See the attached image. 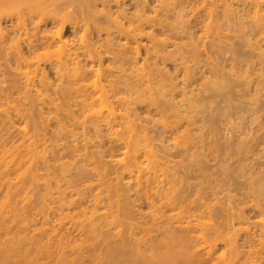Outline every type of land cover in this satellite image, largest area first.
I'll list each match as a JSON object with an SVG mask.
<instances>
[{
    "label": "bare ground",
    "instance_id": "obj_1",
    "mask_svg": "<svg viewBox=\"0 0 264 264\" xmlns=\"http://www.w3.org/2000/svg\"><path fill=\"white\" fill-rule=\"evenodd\" d=\"M147 1L0 0V32L5 26L12 27V30H10L11 27L5 28L6 31L3 30L6 34L8 28L12 33L13 27L16 28L17 31L21 28L20 33L23 31L22 29L27 31V25L30 23L26 24V20V23L22 20L24 25L20 27V25L23 24L20 22V19H28L31 22L29 27L35 30L34 38L32 37L33 33L30 34L32 37L30 38L27 34L28 32L23 31L26 33L25 38L26 35H28V38L31 39H28V42H26L27 44L23 42V44L25 43L26 45L24 46L25 49L23 48L24 50L17 47L18 45L22 47V45L18 43L20 40L18 42L16 41L19 39V35L17 36L18 39H14L15 35L13 33H16V30L12 33L14 36V38H12L14 39L13 42H17L18 45L15 43L13 44H15L18 49H14L15 51L13 50L14 52L12 55L10 54V56H7L4 55L6 50L3 52V49L0 48L2 50V52H0L3 54V56H0L3 58L5 57L3 60H6L7 56V60L12 63V65H9L8 62L5 61L9 66L4 63V66L8 67L5 74L7 76L10 74L8 77L6 76V79L10 77V80L12 78L11 76L15 69L17 73L14 71L13 74L19 77H13L10 80L11 82L8 87L14 90L11 93L14 92L16 94L15 91L19 92L20 101L22 98L20 93L24 94L25 98L26 96L28 97L26 101L28 99L29 101H33L35 97L38 99V94L36 95V93L39 92L38 88L40 90L43 89L42 91L45 90L44 94L41 92L44 95L43 97H46V91L48 92V89L52 88L51 93L49 92V96H51L52 93L54 95L56 94V96L58 94V98L61 102L50 104L55 98L51 96L50 99H48V95L45 99L40 96V98L43 99L42 102L38 100L40 103L39 107L43 103H46L44 106H47V110L43 108L46 113L49 108L54 110V108H57V106L61 104V108L58 107V110H54L55 113H57V111L59 112L57 115L58 117L55 116V119L56 117L58 119H56L57 123L55 122V125L53 122V126L57 125L53 130L52 127H49L52 123L48 120L49 117H47L50 115L49 113L52 112L48 111L46 115L47 118L45 117L46 113H43L46 120H48L47 124H49V122L51 123L50 125H46L48 127L47 130L42 128L44 126H41L46 120L42 119L44 122L42 121L43 123L40 125L42 108L36 107V101H33L36 102L35 104L31 102L33 106L26 111V107H23L24 110L19 108V101L16 105L10 103L9 105L12 104L11 106H15V109H17L15 110L8 106L10 110H15V112L10 111L11 114L14 112L15 114L13 113V115L17 116L15 120L20 118L22 121L18 120V125V122L13 120L17 126L15 128H13L15 124L13 121L11 122L14 126L10 128H12L15 133H13L14 135L10 133L13 130H9L10 128H8L9 134H12V136H9L6 127H9V118L11 119L12 115H9L8 108L6 109L7 111L4 109L7 107L8 101L5 99L6 103H3L0 99V102L2 101L1 105L4 107L1 106V111L3 109V111H6L4 113L0 111V120L3 118L1 117L2 115L6 118V120L3 119L5 120L4 122H6L3 123L5 129L0 127V129L3 128L2 131L5 130V133L0 130V264H206L207 261H209V264H216V262L219 264L218 262L220 261H222V264H264V253L262 252L264 250L260 251V253L262 252L263 254L259 253V250L263 247L264 239L262 240L258 237L263 235L262 238H264V232L263 234L260 232V230L264 231V213L259 220L258 218L256 219L258 220V224L262 226L261 228L259 227L260 230L258 228L259 232H257L259 234H246L242 238L237 236L232 237V233L226 230V228L229 229V224L230 226L236 225L238 226L236 227L238 229L236 231H238L240 235L243 231L242 225H246L248 222L246 219L249 217L245 218V211L247 210H242V206L240 208L238 203V211L234 208L236 205H233V212L228 210L224 213L229 215L226 216V219L232 215V218L235 217L237 221L235 219L232 220L230 217V221L228 219V222H224L222 217H225V215L221 216V213L224 212L225 209L224 207H220L219 204L220 209H224L221 210L220 213L219 207L213 206L215 209H212V206L206 204V202L203 203L206 204L204 205V208H206L204 209L205 211L202 210V207L201 210L198 209L195 205L200 200L193 198L196 201V203H194V207L196 208L192 205L191 207L194 208L195 212H198L195 213L188 205L192 204V199L188 201L183 200V197H187V195L184 196L182 192L178 193L181 189L179 190L176 188L177 181L175 182L176 179H172V176L179 175L177 173L173 175H170L172 173H167L171 168L177 169L172 167L173 160L171 162L172 164L170 163L171 166L168 165L171 158L169 157L168 159V157H166L170 153L168 152L170 150H164L167 144L163 147V140L157 137L155 140L157 133H159V135L161 133L162 135L160 136L162 138L163 132L165 133L168 131L169 133L170 130L176 132L173 131V128L176 130L178 128L179 135H174V133L171 132L174 135L172 136V134L166 133L171 140L169 143L170 148L172 149L173 147V149H176L178 148V144L179 147L180 145L182 147L183 144L184 147L186 146V148H188L189 144H192L193 141L191 137L189 138L190 130L195 128L193 127L189 130V127L187 128L186 126V124L189 125L188 121H190L191 117L195 118L198 116L195 115L196 113H199L200 116L195 119H199L201 115L203 118L205 106L208 107L212 105L215 107L219 105L217 100L214 101L212 99H210V101H212V103L214 101V103L207 104L209 94L207 91L211 90V93L216 94L213 97V94L210 95L213 99L215 96L222 94V96L226 98L230 96L228 93H225V88H228L227 85L224 86L225 82L222 83L221 80L220 82L217 81L220 77L219 75L222 74L221 68L218 69V67L224 66L226 61L222 62L224 65H221L222 57H219V63H215L218 62L217 59L216 61L212 59L213 57L210 58L211 56H204L203 58L202 54L204 53L205 55L208 49L212 52L211 50H214L216 46V49L211 53L214 54L222 41H224V44L225 42L228 43L229 39H231V32L234 31L232 30L234 27L230 24L232 29L228 28L230 26H228L229 21L226 19L224 20L225 22L222 21L223 17H220L222 15L221 13H219L220 16H218L217 13V16L220 17L219 20L221 19L220 21L218 20V17L215 15L219 8H215V11L214 7L210 6L212 5V0L196 1L198 3V6L195 5L198 7L197 9L193 4L188 5L190 9L191 6H193L194 11H201L203 8V14L200 12L202 18L198 16L200 13L196 15L192 10L190 16L185 17L187 13L184 8L186 7L183 8L184 5L181 6L183 0L182 3L179 4L177 1L173 0L177 2V5H175V2L173 3L175 6L171 3V6L174 7L169 15H167V12L165 13L164 10L166 11L171 8L170 6V8H168V4H170L168 2H172V0H166L167 2L165 0H153L154 3L152 2V6H149ZM220 1L222 0H219V2ZM226 1L227 0L224 2ZM235 1L236 0H233L232 2L234 3ZM237 1L240 2L239 0ZM245 1L246 0H244V2ZM249 1L252 2L253 0ZM259 1L260 2L254 0V3L256 4L257 2L258 4L264 2L263 0ZM238 2L234 4L238 6V4H240ZM222 3L223 2H221L222 6L226 4L224 7V10L227 12L226 16L230 13V15L234 17L235 13L232 14V11H229L233 5H231L229 10L228 8L230 6L227 7V5L231 4L230 1L224 4ZM249 3L245 2V5ZM252 3L251 6L250 4L248 6L246 5L247 10L245 11L248 12L247 15L245 12L244 16H238L239 18H237L239 20L243 17L242 19L244 21L241 23L243 26L246 22L244 17H248L249 15L251 20L252 16V21L254 23L249 22L248 26H250V23V28L256 25L257 28L255 29L257 31L254 28L252 29L254 32H257V34L255 32L256 36L258 34L260 35L257 36L259 38V42L257 43L258 45H264V11L262 10L264 8L262 6L261 9L259 4V6L255 7L257 10L253 12V10L249 9V7H252ZM243 5L244 4L240 6ZM129 6L132 8L130 9ZM216 6L219 7L218 5ZM240 6L238 7L239 10L241 8ZM180 7L183 8L185 14L183 10L182 12L179 11ZM207 8L209 11L205 10ZM238 8L235 7L234 9L237 10ZM242 8L240 10L241 13L243 12ZM244 9L245 8H243V10ZM258 9L260 11L262 10V14L260 12V14L256 15ZM248 10H250V13ZM220 11L223 12L222 9ZM240 11L237 12L240 13ZM251 11L254 14L250 16ZM150 13H152V15H150ZM239 13L237 15H239ZM222 16H224V14ZM14 18H16V22ZM18 18H20L19 21H17ZM34 18L37 20L35 19L34 21ZM234 20L236 23L240 21ZM247 20L249 21V19ZM1 21L4 23L2 28ZM191 21H201V24L203 23L201 26L199 22V25L202 27L201 30H199L200 27H198L197 32L191 33V31L196 28L195 26H199L197 25L198 23H194L195 25L193 28H195L191 29ZM235 21L231 22L234 24ZM18 22H20V25H18L20 28H17ZM220 22H224L226 24L225 26H228L226 29L230 34L225 33V35H220V31L222 30L220 29L222 28L220 25L224 24ZM181 23L185 25L182 24V26L180 25ZM65 24H68L67 27L72 31L73 36L71 35V38H69L70 36H66L67 34L64 35L63 33L65 32H62V28ZM47 25L49 29H46ZM225 26H223V30ZM236 28L238 27L235 26L234 29ZM246 28L248 27L244 26L243 30H241L242 32L237 31L236 33L239 32V34L241 33L240 36L244 37L245 31H247ZM70 29H67V32H70ZM252 29L246 32V35L247 33H252L250 37H247V35L246 39L251 38L254 34ZM199 31L200 33H198ZM249 31H251V33ZM243 32L244 34L242 36ZM2 33L3 32H1V34ZM20 33L18 32V34ZM195 33L198 34L195 35ZM1 34L0 36H2ZM4 34L5 33H3V35ZM226 35L227 38H224ZM257 37H252V40L255 38V42L258 41L256 40ZM9 38L11 42L12 38ZM172 38L180 39V41L171 40ZM4 39L7 40L6 38ZM246 39L244 38V40ZM1 40L3 39H0V41ZM252 40H247L248 44L245 43L246 41H243L244 46L245 44L248 46L250 44L249 41ZM4 42L7 43L8 41ZM5 43L3 44L5 45ZM257 43H255L256 46ZM197 44H200L203 48L198 47ZM252 44L253 42L250 45ZM7 45L8 44H6L5 47ZM225 45L220 47V49L226 47L224 50H228L231 47H227V44ZM8 46H10V44ZM11 46L13 47L12 44ZM205 46L207 47V51L204 48ZM209 46L210 48H208ZM212 46L213 49H211ZM259 47H256V49ZM263 47L260 48L264 51ZM7 49L10 51V47ZM230 49L228 51H230ZM232 49L234 48L232 47ZM250 49L256 51L253 46L250 47ZM219 51L218 53L221 54ZM210 52L208 51V53ZM217 54L216 56H219V54ZM229 56L230 55L227 57ZM2 57H0V59ZM233 58L231 59L236 60V58ZM237 58L239 61V56ZM232 60H230L231 64L228 70L233 67L232 63H234V61ZM242 60L243 59H241V61ZM168 61L169 63L171 62V64L173 63L174 67L169 64ZM241 61L237 64L234 63L236 66L234 65L233 71L239 68L237 66L239 63H241L240 66H243V61ZM166 62L174 68V70L169 68L173 70L172 72H174V75L165 68ZM245 62L246 60H244V64H247ZM4 66L3 73L4 70H6ZM247 66H249V63ZM225 67L227 68L226 65ZM244 68L242 69L244 70ZM46 69L49 71L52 70V73L55 75L53 79L58 81V90H56V92H53L55 90H53L54 87L52 85L55 83L57 86L56 81L53 83L50 78L45 77L44 72ZM242 69H238V72L240 71L242 73ZM246 72L247 75H245ZM45 73L47 74V72ZM217 73L219 77L216 80L217 76L215 74ZM228 73L230 72L228 71ZM244 73V77H242L243 75L239 76V78L242 77L240 80L246 77L248 78V71L244 70ZM230 74L232 75V73ZM209 75L215 76V78L210 77L212 79H209ZM235 75H237V73H235ZM235 75L233 73V76ZM1 76L0 78H3ZM261 76L262 74L258 76V79L262 81ZM176 77H178V80ZM247 78L245 81L249 82L250 79ZM255 78L257 79L256 76ZM236 79L239 80L238 76ZM2 80L3 79H1L0 83H2ZM6 82L8 84V81ZM4 87V90L8 88L5 89ZM11 89L7 92H10ZM4 90L3 92H5ZM32 91L36 96L34 94H29ZM198 93L200 97L197 95ZM224 93L226 95H224ZM194 94L197 95V98H195ZM255 95L253 97H255ZM3 96L7 98V94ZM222 96L218 102L221 100V102H225L226 98L222 99ZM175 97L179 98L175 101ZM257 98L261 100V97L259 98L258 96ZM23 99L24 97L22 101ZM46 99L48 100L44 102ZM251 99L254 101L255 98ZM250 100L249 102H251ZM11 101L13 100L10 99L9 102ZM229 101L233 102L230 100V97ZM229 101L227 103H230ZM253 101L249 104H253ZM235 102H233V104ZM256 102H258V106L260 101L257 100ZM3 104H6V107ZM47 104L49 106L54 105V107L48 108ZM228 105H232V103ZM216 108H214V111L217 112ZM252 108L254 109V106ZM59 109L62 110V112ZM22 111H24V113ZM200 112H202V114ZM186 117L190 119H186ZM52 119L55 121L54 118ZM204 119L205 118H203V120ZM181 120H185L186 122H182ZM179 122H182L181 124L185 122V127H182L183 129L185 128L184 130H180L181 128H179V126L182 125ZM7 123L9 124L5 126ZM20 123L22 125H20ZM67 126H69L70 129H67ZM195 126L197 125L195 124ZM72 127H75L77 131H79L77 132L75 128L72 129ZM200 127L204 129L201 124ZM49 128L51 130L50 132ZM197 128L193 130L201 131L202 129ZM158 129L162 132H159ZM186 129H188V131H186ZM210 129L213 130L212 127H210ZM156 130H158V132L155 135L154 132ZM180 131H185L184 134L186 133V135H181L183 132ZM152 133H154L155 136ZM248 135H250V133ZM6 136L8 140L5 138ZM8 136L12 138L9 139ZM165 136L167 138V135ZM170 136L172 137L170 138ZM201 136L202 139H204L203 135ZM158 139L159 141H157ZM187 139H190L188 141L189 144H187L188 146L186 145ZM105 141H107L108 144L104 145L103 142ZM256 143L254 144L256 145ZM107 145L108 149L105 147ZM103 146L105 151L102 150ZM212 146L210 149L214 152L215 145ZM216 147L217 144L215 148ZM182 148L177 150L179 154ZM238 148L240 149V147ZM183 150H187V152L184 153V151H181V153L188 155L189 150L184 148ZM164 151L166 154H164ZM161 152L165 156L161 154ZM104 153H106V161L103 156ZM164 157H166L165 159L167 160H164ZM102 159H104V162ZM189 160L190 159L187 161ZM200 162H198V165L201 164ZM173 166L175 167V165ZM194 166H196V163ZM167 167H170V170H168ZM184 167L186 168L184 165L182 170L185 169ZM194 170H196V168ZM205 176H207V174L205 175L204 172V177ZM253 176L252 179H254ZM168 177H171L170 180H168ZM204 177L202 176L200 179L203 181ZM263 177L259 176L256 188L255 186H252V188L254 187L256 192L258 190V193L262 192L264 195ZM173 178L179 180V177ZM257 178L256 176L255 179ZM202 181L200 182L202 183ZM254 181L255 180H252V182ZM165 182H167L166 185ZM174 184L176 186H174ZM216 187L218 189V186ZM206 188L208 187L206 186ZM210 190L213 192L215 191L214 193L217 191L215 188ZM254 190L252 189L253 195ZM177 193L179 195H177ZM180 194H182L183 197ZM140 199H144V202H146L145 205H147V211L143 213L145 215L143 218H146L142 221L139 220L141 215H137L140 214L138 212L139 210H137L139 208H136L139 204L137 200ZM142 200L140 201L142 202ZM19 202L21 206H19ZM258 202L259 201H257V203ZM199 203H201V201ZM214 203H216V200ZM220 203L222 206V201H220ZM257 203L255 204L252 202L253 205L249 204L248 208H250L251 205L252 208H250V210L253 209L260 214L262 213V210H260L261 208H259L261 204H258V206ZM210 204L212 205L211 202ZM224 204L227 205V203ZM27 207L28 210L26 209ZM244 207L246 208V204L245 206L243 205V208ZM161 208L169 209V213H164V209L162 210ZM209 208L212 209V213L214 210L215 212L217 211L220 215L215 213V217L221 216L220 218L223 220L215 217L211 218L214 214H209L211 213ZM207 209L208 215H204L203 211L206 212ZM239 209L244 212L239 211ZM250 210H248V212H250ZM253 210L251 212H253ZM35 215L41 218H38L41 222L36 219L39 225L34 222L35 220L33 221ZM48 215L53 216V218L51 216L48 218L54 219L53 224H56L57 227L53 225V228H51L52 226L50 225L51 227L49 230H46L45 227L43 230V226H46V223L49 221H47L48 218L46 217ZM136 216H139V218ZM233 221H236V224H234ZM64 222H68V229H70V226L73 229L75 228L76 231H74L77 232L76 235L78 237H74V234L69 240L71 232L69 234H66L68 230H62L64 233L60 232L59 229L60 227L61 229L63 228ZM247 225H249V222ZM27 226L29 231L24 234L22 230ZM246 226L244 230L249 228ZM220 227H225V229L222 230ZM57 230H59V232ZM233 230L235 229H232V232L236 233ZM239 230L242 231L239 232ZM175 231H181L182 234L178 232V236V233L175 234ZM184 232L185 234H183ZM65 238H68V240ZM261 240L262 242H260ZM220 242H223L222 247L218 245ZM257 242H260V245H257L258 247H256V244H259ZM178 258L179 262L177 261Z\"/></svg>",
    "mask_w": 264,
    "mask_h": 264
},
{
    "label": "rangeland",
    "instance_id": "obj_2",
    "mask_svg": "<svg viewBox=\"0 0 264 264\" xmlns=\"http://www.w3.org/2000/svg\"><path fill=\"white\" fill-rule=\"evenodd\" d=\"M147 1V0H146ZM166 1V0H165ZM167 1H171V0H167ZM166 1V2H167ZM175 1H177L178 2V4L179 3H182V0L180 1H178V0H175ZM175 1H173L172 0V2H168V3H170V4H168V8H170L169 10L167 9L166 11L164 10V12L166 13L167 12V15H169V14H171L170 12L173 10V7L175 6V5H177V2H175ZM187 1V2H186ZM183 0V4L181 5V6H183V8L184 7H186V8H184V10H185V12L187 13V15L184 13V10H183V8L182 7H180V9H179V11L180 12H182V10H183V13L185 14V17H189L190 16V14L192 13L191 12V10L192 11H194V7H196V6H198V3L196 2V1H198L199 2V0H195V2H194V0ZM211 1V0H210ZM213 2H212V5H210V6H212V7H214V9L216 8H219L220 10L222 9V11L223 12H221L219 9L216 11V9H215V11H216V15L215 16H217V13H218V16H220L219 15V13H221L222 15L224 14V16H220V17H223L222 18V21H224L225 19L226 20H228V21H226V22H228L229 24H228V26L231 24L232 25V27H234L235 28V26L236 27H238V28H236V29H232V27H231V25L228 27V26H225L226 24L224 23V22H222V23H224V24H222L221 22V24L222 25H220L222 28H220V29H222L221 31H220V35L221 34H224L225 35V33L226 34H230L229 33V31L226 29L227 27L228 28H230V29H232V30H234V31H232L231 32V39H229V44L228 43H226L225 42V44H227V47H229V46H231L229 49H230V51H228V50H224L223 48H221L220 49V47H222V46H224L225 44H224V41H222L221 43H220V45H219V47H217V50L219 51V52H221V54L220 53H218V51L216 50V53L214 52V54H211L215 49H216V46L214 47L215 49L214 50H211L212 52H210V49H208V51L210 52V53H208V51H207V47L205 46L204 48L206 49V51H207V53L204 55V53L202 54L203 56V58H204V56L206 57V56H211L210 58H212V59H220L221 57V65H224V63H222V62H225V65L227 66V68L225 67V65L224 66H221V67H218V69L219 68H221V70H222V74L221 75H219L218 73L217 74H215L217 77H216V80H217V78H218V80L217 81H219L220 82V80H221V82L222 83H224V86L225 85H227L228 86V88H225V90H226V94L228 93V95H230V96H228L227 98L226 97H223L222 95H217V96H215L214 97V99L213 98H211V94H213V93H211V90L210 91H207L206 93L208 94V98H207V104L209 105V103H212V101H210V99H212V100H214V101H216L217 100V103H219V105H217V106H215V107H213L212 105V107L211 106H208V107H210V108H208V107H206L205 106V110H203V112L205 113H203L204 114V116H203V118H205L204 120H203V118H202V115H201V117L199 118V119H195L196 117L198 118L200 115H199V113H194L195 115H198V116H196L195 118L194 117H191V119H190V121H188V123H189V125H187L186 124V126H187V128L190 130V128H193V127H195V128H193V129H196L197 127L200 129V128H202V127H200V124H201V126H203L204 127V129L202 128L201 129V131L200 130H193V129H191L190 130V135H189V138L191 137L192 139H193V141L195 140L196 141V143H195V141H194V143H193V141H192V144H189L188 143V141L190 140V139H187L186 140V145L187 144H189V147L188 148H186V146L184 147V145L182 144V147L184 148V149H188L189 150V152H188V155H185L184 153L185 152H187V150H183V148L181 147V145H180V147H179V144H178V148H176V149H173V147H172V149L170 148V145H169V143L171 142V140L169 139V137H168V134H172V133H174V135L176 134V135H179V129L177 128V130L175 129V128H173V131H176V132H172V130H170L169 131V133H168V131L167 132H163V136H162V138H161V136L160 135H162L161 133H160V135H159V133H157L158 132V130H159V132H162L160 129H158V130H156L154 133H155V135H156V133H157V136H155L154 135V133H152L154 136H155V140H156V137L157 138H160L161 140H163L162 141V145H163V147L167 144V146L169 147H167V146H165L166 147V149H165V147H164V150H170V151H168V152H170L169 153V155L170 154H173V155H171V156H166V157H168V159H169V157L171 158V160H169V161H167V162H169V164L168 165H170V163L172 162V160H173V164H172V167L173 168H177V169H172L171 168V170H175L174 172L173 171H171L168 167H167V169L168 170H170V171H168L167 173H172V174H170V175H173V174H178L179 176H177V175H174V176H172V179H176L175 180V182L177 183L176 185H177V189H181V191H179L178 193H181L182 192V194L185 196V195H187V197L185 196V197H183V195L182 194H180V195H182V197H183V200H185V201H188L189 199H192V204H188L189 206H190V208H192L193 209V211H194V208H198V209H202V210H204V209H206V208H204L205 206L204 205H206V204H209L210 206H212L211 208L213 209L215 206H217V207H219V205H220V207H224V209H220V207H219V213H220V211L221 210H224V212H222L221 214V216H224L225 215V217H222L223 219H224V222H228V219H229V221H230V217H231V219L233 220V219H235V217L234 218H232V215L229 217V218H227L226 219V216H229V215H226V214H224L225 213V211H234V208L235 209H237V208H239V206H240V208H241V206H242V210L244 209V211L245 210H247V211H245V218H248V219H246L248 222H249V225H247L248 224V222L246 223V225L244 224V225H242L241 227H242V229H243V231L242 230H239V232H241L240 233V235H239V233H238V231H236V230H238L236 227H238V226H236V225H232V226H230V224H229V229L228 228H226V230H228L229 232H231L232 233V237H235V236H237V237H244L246 234H255L256 233V235H257V233L259 232V230H260V228L262 227L260 224H258V220L261 218V216H263V213H264V195L262 194V192L260 193H258V190H257V192H256V189L254 190V187L252 188V186H255V188H256V186H257V180H259V176L260 177H263L264 176V146H263V143H264V51H263V49H261L260 47H263L264 45H258V43L257 42H259V38L256 36V34H257V30L255 29V28H257L256 27V25H254L252 28H254L256 31V34H255V32H254V30L252 29V28H250V26H251V23H250V26H248L249 25V22H253L252 20V14H254V13H252V11H251V14H250V16H251V20H250V18H249V15H248V17L247 16H245L244 18H245V21L247 22L248 20L247 19H249V21L247 22V24H246V22L243 24V26L241 25V23L244 21L242 18H240L239 20L241 21H239L238 20V18L239 17H241V16H244L245 14L247 15V13L248 12H246L245 10H247L246 9V5L248 6L249 4H250V6H251V3L253 2L254 3V0L252 1V2H250L249 0V2L246 0L245 2L246 3H249V4H246L245 5V2H244V0L242 1V0H239L240 2H238L237 0L234 2V3H236L237 4V2L238 3H240V4H238V6L236 5V4H234L231 0H227V1H230V5H227V7H229L228 8V10L231 8V5H233L232 6V8L229 10V11H232V14L233 13H235V16L239 13V12H237V11H240L241 10V8L243 7V8H245L244 10H243V8H242V13H241V11H240V13H239V15H237L236 17L234 16H232V15H230V13L226 16V14H227V12L224 10V7L226 6V4L224 5V6H222L221 5V2H223L222 4H224V3H226V2H224L223 0L222 1H220L219 2V0H216V1H214V0H212ZM242 1V2H241ZM258 2H260L259 0H257ZM264 1V0H263ZM263 1H261V2H263ZM152 2L154 3V1L153 0H148L147 1V3H148V5L149 6H152L153 4H152ZM175 2V5L173 4ZM195 4H194V3ZM215 2H216V4H215ZM244 2V3H243ZM151 3V4H150ZM174 5V6H171L172 4ZM188 3H190V4H188ZM214 3V4H213ZM244 4L243 6H240V5H242V4ZM252 3V7H249V9H251V10H253V12H254V10H257V8H255V7H257V6H259V4H260V8L262 9V6H263V8H264V2L263 3H258L257 4V2H256V4L254 3L253 4ZM185 4H186V6H185ZM193 4V6H191V9H190V6H188V5H192ZM262 4V5H261ZM196 5V6H195ZM213 5H215V6H213ZM216 5H218L219 7H217ZM236 5V6H235ZM170 6V7H169ZM241 7L240 8V10H239V8L238 7ZM253 6H254V8H253ZM130 7V6H129ZM189 7V8H188ZM200 7V6H199ZM211 7V8H212ZM227 7H226V9H227ZM238 8L237 10H235L234 8ZM132 7H130V9H131ZM193 8V9H192ZM198 7H196V9H197ZM201 8V7H200ZM206 8V7H205ZM195 9V10H196ZM233 9H234V11H233ZM190 12H189V11ZM205 10H208V8L207 9H205ZM263 11H264V9H262ZM261 10V11H262ZM188 11V12H187ZM203 11H204V9L202 8V10L201 11H194V13H196V15L197 14H199L200 12L203 14ZM209 11V10H208ZM207 11V12H208ZM218 11H220V12H218ZM249 11V13H250V10H248ZM259 9H258V11H256V12H258L256 15H258V14H260V12H261ZM164 12H163V14H164ZM198 12V13H197ZM226 12V13H225ZM246 12V13H245ZM199 14L198 16L200 17V18H202L201 16H202V14ZM245 13V14H244ZM189 14V15H188ZM242 14V15H241ZM261 14H262V12H261ZM263 14H264V12H263ZM149 15V14H148ZM150 15H152V13H150ZM45 16V15H44ZM217 16V17H218ZM239 16V17H238ZM255 16V15H254ZM253 16V17H254ZM46 17V16H45ZM220 17H218V20H219V18ZM231 17V18H230ZM238 17V18H237ZM247 17V18H246ZM19 19L20 18H18L17 19V21H19ZM35 19L36 18H34V21H35ZM171 19V18H170ZM230 19H231V21L232 22H234L235 20L234 19H236V20H238L237 22L239 23H236V21H235V23L233 24L231 21H230ZM242 19V20H241ZM14 20H15V22H16V18H14ZM21 21V23H23V24H19L20 22H18V24H17V26L18 25H20V27H23V25H24V22H25V20H26V24H28V23H30L31 24V22L28 20V19H20ZM22 20H24V22H22ZM37 20V19H36ZM221 20V19H220ZM219 20V21H220ZM200 22V24H201V21H199ZM199 22L198 21H191V23L190 24H192V27H191V29H194L195 27V29L194 30H192L191 31V29H190V31H191V33L193 32H197L198 31V27H200L199 28V30H201V26H202V24H201V26L199 25ZM194 23H198L197 25H199V26H195L194 28H193V26L195 25ZM254 23V22H253ZM30 24H28L27 25V27L29 28H27V31H25L24 29H22L23 31H25V32H28L27 34L29 35V37L30 38H32L33 36H35L34 35V32H35V30L34 29H31L29 26H30ZM185 25L184 23H181L180 25ZM219 24V23H218ZM3 25H4V23L1 21V28L3 27ZM66 25V26H65ZM64 26H63V28H62V32H65V33H63L64 35H66V36H70L69 38H71L72 36H73V34H72V31H71V29L69 28V27H67L68 26V24H65ZM182 25V26H183ZM253 25V24H252ZM223 26H225L224 27V30H225V32H224V30H223ZM244 26H246V27H248V28H246V30L247 31H245V34H244V32L242 33V36H243V34H244V37H241L240 35H241V33L239 34V32H242L241 30H243V27ZM7 27H11V26H5V28L7 29ZM19 26L17 27V28H20ZM185 27V26H184ZM5 28L3 27V30H5ZM9 28H8V32L10 31V30H12V27L10 28V30H9ZM70 29V32H67V29ZM46 29H49V26L47 25V27H46ZM65 29H66V31H65ZM197 29V30H196ZM219 29V30H220ZM229 29V30H230ZM240 29V30H239ZM249 29H252L251 31L255 34V36H254V34L252 35V37H257L256 38V40H258V41H256L255 42V38H253V40H252V37L251 38H249V39H246L247 37H250V35L252 34L251 33V31H249L251 34H249V33H247V35H246V32H248V30ZM1 31V32H3V33H5L4 35H7V36H4L3 35V33L1 34V32H0V34L4 37V38H6L7 40H5L2 36H0L1 38L0 39H3V40H1L0 41V48H2L3 49V52L6 50V52H4V55H7V56H10V54L12 55V53L16 50V49H18V48H16V46H15V44H17V42L18 43H20V45H22V47L21 46H19L18 44V46L17 47H20V48H24V46H26L25 45V43L26 42H28V35H26V38H25V32H21L20 33V31H21V28L20 29H18V31L16 30V28H14L13 27V32H15L14 30H16V33H13L14 35H15V38H14V36H13V34L11 33V31L8 33L7 32V34H6V32H4V31ZM32 30V31H31ZM196 30V31H195ZM6 31V30H5ZM69 31V30H68ZM237 31H239L238 33H236ZM18 32L20 33V34H18ZM31 32V33H30ZM11 33V34H10ZM24 33V34H23ZM33 33V34H32ZM198 33H200V31L198 32ZM198 33H195V35H197ZM10 34V35H9ZM17 34V35H16ZM30 34H32V37H31V35ZM70 34V35H69ZM239 34V35H238ZM19 35V36H18ZM20 35H22V36H20ZM72 35V36H71ZM193 35V34H192ZM19 37V39H18V37ZM194 36V35H193ZM247 36V37H246ZM260 36V35H259ZM9 37H13L15 40L16 39H18V40H16L17 42H13V38H12V41L10 42L9 40H10V38ZM17 37V38H16ZM227 38V35L226 36H224V38ZM241 37V38H240ZM9 38V39H8ZM21 38V39H20ZM34 38V37H33ZM244 38L246 39V40H244ZM222 39H223V36H222ZM227 39V40H228ZM24 40V41H23ZM27 40V41H26ZM29 40H31V39H29ZM171 40H174V41H177L178 39H171ZM184 40V39H183ZM182 40V41H183ZM226 40V41H227ZM247 40H252V41H249V43L251 44L252 42H253V44L252 45H248V46H246V44H248L247 42ZM4 41H8L7 43H5ZM180 41V39L177 41V42H179ZM243 41H246L245 43V46H244V42ZM5 43V45L6 44H10V46H8V47H10V51L7 49L8 47L6 46L5 47V45L3 44V43ZM22 42V43H21ZM23 42H25L24 44H23ZM13 43H15V44H13ZM255 43H257V46H256V44ZM11 44L13 45V47L11 46ZM27 44V43H26ZM222 44H224V45H222ZM231 44V45H230ZM238 44V45H237ZM243 44V45H242ZM254 44H255V46H254ZM260 44V43H259ZM4 45V46H3ZM1 46H3V47H5V48H3V47H1ZM197 46L198 47H200V48H203V46H201L200 44H197ZM226 46V45H225ZM254 47V49L256 50V51H252V49H250V47ZM260 46V47H259ZM232 47L234 48V49H232ZM256 47H259V48H257L256 49ZM19 48V49H20ZM208 48H210V46L208 47ZM219 48V49H218ZM264 48V47H263ZM15 49V50H14ZM21 49V50H22ZM25 49V48H24ZM23 49V50H24ZM211 49H213V46L211 47ZM14 50V51H13ZM224 52H223V51ZM0 51L2 52V50L0 49ZM205 51V52H206ZM0 52V55H2L3 56V54ZM7 52H8V54H7ZM223 52V53H222ZM226 52V53H225ZM227 52H229V53H231V54H229V53H227ZM236 52V53H235ZM219 54V56H216V54ZM140 54L142 55V53H141V51H140ZM217 54V55H218ZM228 55H230L231 56V58H236V60L238 61V56H239V58H240V60L239 61H241V59H243L241 62H242V65L243 66H240L241 65V63H239L237 66L239 67L238 69L239 70H241L242 68H244V70L245 71H248V78L250 79L249 80V82H246L245 80H246V78L245 79H243V80H240V79H242V77H244V70L242 71V73L240 74L239 72H238V69L236 70L235 68V71H237V72H235V71H233L232 69H233V67H234V65L235 64H237L238 62L234 59V60H232L231 58H230V56L229 57H227ZM234 55V56H233ZM235 55H236V57H235ZM2 56H0V57H2ZM7 56H6V60H3V59H5V57L3 58H1L0 60H3V61H0L1 63L0 64H2V65H0V76L1 77H3V78H0V82H1V79H3L2 80V83H0L1 84V88H0V99L3 101V103L5 102L6 103V101H5V99L8 101V105H7V107H6V104H3L6 108H4L1 104V102H0V107L2 106L5 110L8 108V106H10V108L12 107L11 105H9L10 103H13V105L15 104H17L18 103V101H19V103H18V105H20V106H22V107H20L19 106V108H21V110L23 109V107L25 108H27V109H25V111L26 110H28L30 107H32L33 105H32V103L31 102H33V101H36L37 102V104H36V107L37 108H42L41 110H42V112H41V117H40V125L44 122L43 120H46V118L47 117H49V121H51V123L49 122V124H47L48 122V120H46L41 126H44V127H42V128H44V129H46L47 130V126L46 125H50L49 127H52V130H53V128L54 127H56V126H53V122H54V125L57 123V121H56V119H58L57 117V115H58V112L59 111H57V113H55L54 112V110L56 109V110H58L57 108L58 107H60L61 108V104L59 105V106H57V108H54V110H52L51 108H49V107H54V105H52V106H49L48 104V108L50 109H48V111L49 112H54L53 114L52 113H49L50 115L49 116H47L46 117V115L48 114V111H47V113L45 112V109L47 110V106L45 107L44 105L46 104V103H43L42 105H43V107H42V105L39 107V105H40V103H39V101L38 100H40L41 102H42V100L43 99H41L44 95V92H45V90L44 91H42V90H40L39 88H38V90H39V92H37L36 93V95L38 94V99L36 98H34V100L33 101H29V99L26 101V99L28 98L27 96H26V98H25V95L24 94H22V93H20L21 94V97L23 98L24 97V99H23V101H22V98H21V101L19 100L20 99V96H19V92H17V91H15L16 92V94L14 93H11L12 91H14L13 89H11V91L10 92H7V91H9L10 89H9V87H8V85H9V83L11 82L10 80L13 78V77H16V76H14V71L16 70H14V68H13V73H12V78L9 80V78H7L6 79V72H7V70H8V67H5L4 66V63L6 64V65H12V63L11 62H9L8 60H7ZM225 56V57H224ZM220 57V58H219ZM227 57V58H226ZM209 58V59H210ZM224 58V59H223ZM223 59V60H222ZM216 60V61H217ZM230 60H232V61H234V63H232V65H233V67L231 68V69H229L228 70V67H230ZM244 60H246V62L245 63H247V64H244ZM8 62V64L6 63V62ZM220 62V60H218V62H215V63H219ZM253 62V63H252ZM11 63V64H10ZM168 63H169V61H168ZM167 62H166V67L165 68H167V70H168V72L169 71H171L170 73H172V75H174L173 73L174 72H172L173 70H174V68H172V66H173V63L171 64V62L169 63V64H171V65H169ZM248 63H249V66H247L248 65ZM260 63V64H259ZM253 64V65H252ZM262 64H263V66H262ZM8 65V66H9ZM3 66H4V69H6V70H4V73H3ZM169 66V67H168ZM171 66V67H170ZM236 66V65H235ZM247 66V67H246ZM254 66V67H253ZM174 67V66H173ZM261 67V68H260ZM169 68H171V69H173V70H171V69H169ZM237 68V67H236ZM241 68V69H240ZM225 71H224V70ZM231 70H232V72H231ZM6 71V72H5ZM228 71L230 72V73H232V75L230 74V73H228ZM16 73H17V71H15ZM45 72H47V74L45 73ZM45 72H44V74H45V77H48V78H50L51 80H52V82L54 83L55 81H56V84H57V80L56 79H53V78H55V75L52 73L53 71L51 70V71H49L48 69H46L45 70ZM15 73V74H16ZM220 73V72H219ZM233 73H234V75H235V73H237V75H235L236 77L238 76V79L239 80H237L236 79V77L235 76H233ZM244 73V74H243ZM4 74V75H3ZM180 74V73H179ZM178 74V75H179ZM232 76H230V75ZM262 74V76H261V79H262V81L261 80H259L258 78V76L259 75H261ZM10 75V74H9ZM8 75V76H9ZM18 75V74H17ZM207 75V74H206ZM219 75V76H218ZM240 75H243L242 77H240L239 78V76ZM245 75H247V72H246V74ZM7 76V77H8ZM180 76V75H179ZM196 76H198V75H196ZM255 76L257 77V79L255 78ZM210 77H212V78H215V76H211V75H209V79H212V78H210ZM233 77H235V78H233ZM16 78H19L18 76L16 77ZM177 78V80H178V77H176ZM176 78H175V80H176ZM247 78V79H248ZM236 79V80H235ZM6 81H8V84H7V82ZM5 87H4V86ZM53 85V90H55V91H53V92H56V90H58V84H57V86L55 85V83L54 84H52ZM57 87V89H56V87ZM3 87L6 89L7 87V89L6 90H4L3 89ZM52 87V86H51ZM229 87H230V89H229ZM9 89V90H8ZM52 89V88H51ZM51 89L49 88L48 90V92L46 91V93L47 94H45L46 95V97H43L44 99L45 98H47V95H48V99H50V97L52 96V97H54L55 98V100L54 101H52V103H50V104H53L54 102H60V99L58 98L59 97V95L57 94V96H56V94L54 95L53 93L51 94V96H49V92L51 93ZM210 89V88H209ZM208 89V90H209ZM3 90L5 91V92H3ZM238 92H237V91ZM232 91V92H231ZM43 94H42V93ZM231 92V93H230ZM235 92H237V93H235ZM241 92H242V94H241ZM11 93V94H10ZM203 93V92H202ZM202 93H201V95H202ZM224 93V95H226ZM230 93V94H229ZM234 93H235V95H234ZM246 93V94H245ZM255 93H256V95H257V93H258V95L256 96L255 95ZM7 94V98H6V96H5V98H4V96L3 95H6ZM29 94H34V92L32 91L31 93H29ZM204 94H205V92H204ZM236 94H237V96H236ZM9 95H11V96H9ZM24 95V96H23ZM35 95V94H34ZM35 95V96H36ZM195 95V98H197L196 96L198 95L199 96V93L196 95V94H194ZM214 95H216V94H213L212 95V97L214 96ZM239 95V96H238ZM255 95V97H253ZM33 96V95H32ZM40 96H41V98H40ZM175 96V95H174ZM221 96L223 97L222 99H224V98H226L225 99V102L223 101V102H221V101H219L218 102V100L221 98ZM259 96V98L261 97V100H259L257 97ZM2 97V98H1ZM10 97V98H9ZM19 97V98H18ZM34 97V96H33ZM32 97V98H33ZM200 97V96H199ZM210 97V98H209ZM229 97H230V100L231 101H233V102H235L236 100V102L233 104V102H230L229 101ZM234 97V98H233ZM16 98H18V99H16ZM53 98V99H54ZM174 98V97H173ZM179 98V97H178ZM178 98H176L175 97V101H176V99H178ZM233 98V99H232ZM237 98H239V99H237ZM251 98H255L254 99V101L251 99ZM10 99H12L13 101H11V102H9V100ZM48 99H46L44 102H46ZM59 99V100H58ZM208 99H209V102H208ZM251 99V100H250ZM15 100H17V101H15ZM249 100L252 102L253 101V104H249V103H251V102H249ZM260 101V103L258 104V106H257V103L258 102H256V101ZM26 101V102H25ZM170 101V100H169ZM171 101H173V100H171ZM214 101H213V103H214ZM230 102V103H232V105H228V104H230V103H227V102ZM26 104H25V103ZM36 102H33V104H35ZM205 102H206V99H205ZM256 104H255V103ZM30 103V104H29ZM47 103H49V102H47ZM61 103V102H60ZM212 103V104H213ZM239 103V104H238ZM24 104V105H23ZM206 104V105H207ZM236 104V105H235ZM255 104V105H254ZM58 105V104H57ZM254 106V109L252 108L253 106ZM231 106V107H230ZM234 106H237V107H234ZM2 107L0 108V111H1V109H2ZM34 107H35V105H34ZM56 107V106H55ZM217 107V108H216ZM233 107V108H232ZM257 107V108H256ZM15 109V106H13L12 107V109ZM16 108H18V107H16ZM43 108H45V109H43ZM178 108V107H177ZM206 108H208V109H206ZM214 108H216V110H217V112L216 111H214L215 109ZM251 108V109H250ZM3 109V110H4ZM9 109V108H8ZM8 110L9 112L8 113H10L9 115H12V118L10 119L9 118V122H10V124L9 123H7V124H5V126L6 125H8L9 124V127H6V130H8V128H10V127H12V126H14V121L15 122H18V125H19V121L21 120L20 118L18 119V120H15V118L17 117L16 115H13V113L15 112V110H17V109H15V110ZM178 109H180V108H178ZM253 109V110H252ZM2 110V111H3ZM20 110V109H19ZM18 110V111H19ZM20 110V111H21ZM24 110V109H23ZM52 110V111H51ZM55 110V111H56ZM60 110V109H59ZM1 111V113H4V112H6V111H3L2 112ZM10 111H14V112H12V114H11V112ZM61 112H62V110H60ZM206 111V112H205ZM211 111V112H210ZM23 113H24V111H22ZM60 112V113H61ZM43 113H46L45 114V117H44V115H43ZM201 114H202V112H200ZM15 114V113H14ZM43 115V116H42ZM53 117H52V116ZM55 116H57L56 117V119H55ZM206 116V117H205ZM1 117H3L1 120H0V125H2V126H0V127H3V123H6V122H4L5 120H6V118H5V116H1ZM10 117V116H9ZM59 117H60V114H59ZM50 118H51V120H50ZM52 118H54L55 119V121H53V119ZM187 117H186V119H188ZM3 119H5V120H3ZM43 119V120H42ZM192 119H194V120H192ZM201 119V120H200ZM14 120V121H13ZM180 120V119H179ZM199 120V121H198ZM13 121V125L11 124V122ZM22 121V120H21ZM43 121V122H42ZM182 121V120H181ZM183 121H185V120H183ZM182 121V122H183ZM192 121H193V123H192ZM56 122V123H55ZM181 122V123H182ZM186 122V121H185ZM184 122V123H185ZM180 123V122H179ZM179 123H178V126H179ZM180 123V124H181ZM181 124L182 126H179V128H181L180 130H184L182 127H185L184 125L185 124ZM195 124L197 125V126H195ZM20 125H22L21 123H20ZM213 125V126H212ZM236 126H238V127H236ZM15 127H17L16 126V124H15V126L13 127V128H15ZM46 127V128H45ZM71 127V126H70ZM171 127V126H170ZM210 127H212V129L213 130H211L210 129ZM257 127V128H256ZM4 128V127H3ZM2 128V129H3ZM75 128V127H74ZM73 127H72V129H74ZM78 128V127H77ZM169 128V127H168ZM197 128V129H198ZM2 129H0L1 131H2ZM5 129V128H4ZM67 129H70L69 128V126H67ZM78 129H80V128H78ZM169 129H172V128H169ZM175 129V130H174ZM188 129H186V131H188ZM9 130H13L12 128H10ZM9 130H8V134H9ZM75 130L77 131V129L75 128ZM74 130V131H75ZM193 130V131H192ZM206 130V131H205ZM252 130V131H251ZM263 130V131H262ZM4 131V132H3ZM2 132L3 133H5V130H3ZM14 131V130H13ZM10 132V133H15V131L14 132ZM51 130H50V128H49V132H50ZM75 131V132H76ZM79 131V130H78ZM77 131V132H78ZM262 132V134H261V132ZM172 132V133H171ZM180 132H183V131H180ZM185 132V131H184ZM184 132L181 134V135H183V136H185L186 135V133L184 134ZM198 132H199V134H198ZM209 132H210V134H209ZM166 133H168V134H166ZM189 133V132H188ZM191 133H192V136H191ZM201 133V134H200ZM207 133V134H206ZM250 133V135H248ZM254 133H256V134H254ZM7 134V135H8ZM12 134L10 135L9 134V136H12ZM194 134H195V137H194ZM209 134V135H208ZM14 135V134H13ZM165 135H167V138H166V136ZM173 134H172V136H174ZM199 135V136H198ZM201 135H203V138L204 139H202V136ZM208 135V136H207ZM262 135V136H261ZM4 136H5V134H4ZM8 136V137H9ZM172 136H170V138L172 137ZM198 136V137H197ZM207 136V137H206ZM254 136H258V137H254ZM187 137V136H186ZM194 137V138H193ZM197 137V138H196ZM239 137V138H238ZM244 137V138H243ZM6 139H7V136L5 137ZM10 138H12V137H9V139ZM197 140H196V139ZM200 138V139H199ZM257 138V139H256ZM167 139V140H166ZM199 139V140H198ZM239 139V140H238ZM244 139V140H243ZM250 139V140H249ZM263 139V140H262ZM8 140V139H7ZM154 140V141H155ZM168 140H170V141H168ZM249 140V141H248ZM256 140H257V143H256ZM157 141H159V139L157 140ZM168 141V142H167ZM253 141V142H252ZM263 141V142H262ZM106 142V143H105ZM105 142H103L104 143V145L105 144H108V142L107 141H105ZM167 142V143H166ZM241 142V143H240ZM235 143V144H234ZM237 143V144H236ZM247 143V144H246ZM254 143H256V145L254 144ZM216 144H217V147L215 148V146H216ZM214 146V152H213V150H211L210 149V147L211 146ZM243 145H244V147H243ZM255 145V146H254ZM188 146V145H187ZM212 146V147H213ZM236 148H235V147ZM242 146V147H241ZM105 147H107L106 149H108V145L107 146H105ZM176 147V146H175ZM235 149H234V148ZM238 147H240V149L238 148ZM252 147H253V150H252ZM180 148H182V152L184 151V153H181V151H180V154H179V151H177L178 149L180 150ZM262 148V149H261ZM102 149V148H101ZM213 149V148H212ZM102 150H104V146H103V149ZM163 150V149H162ZM211 150V151H210ZM239 150H241V151H239ZM263 150V151H262ZM105 151V150H104ZM237 151H238V154H237ZM160 152V151H159ZM163 152V151H162ZM161 152V154H163ZM165 152V151H164ZM167 152V153H168ZM177 152V153H176ZM211 152H213V153H211ZM245 152V153H244ZM251 152V153H250ZM262 152V153H261ZM215 153V154H214ZM239 153H240V155H239ZM250 153V154H249ZM164 154H166V152L164 153ZM163 154V155H164ZM182 154H184L185 155V157H187V158H185L184 157V155H182ZM237 154V155H236ZM106 155V153H104V159H105V161L107 160L105 157ZM192 155V156H191ZM215 155V156H214ZM244 155V156H243ZM250 155V156H249ZM253 155V156H252ZM262 155V156H261ZM102 156V157H103ZM165 156V155H164ZM172 156H174V157H172ZM191 156V157H190ZM237 156H238V158H237ZM166 157H164L163 159L164 160H167V159H165ZM108 158V157H107ZM193 158V159H192ZM199 158V159H198ZM248 158V159H247ZM249 158H251V159H249ZM258 158V159H257ZM104 159H102V161L104 160ZM188 159H190L189 161H187ZM195 159H198V160H195ZM193 160V161H192ZM240 160V161H239ZM249 160H254V161H249ZM196 161H198V162H200L201 164H199V165H202V166H199L198 165V162H196ZM258 161V162H257ZM259 161H260V163H259ZM104 162V161H103ZM193 162H195L196 163V166H194L195 165V163H193ZM248 162V163H247ZM246 165H245V164ZM189 164V165H188ZM240 164V165H239ZM252 164V165H251ZM107 165V164H106ZM108 165H109V163H108ZM173 165H175V167L173 166ZM186 166V168L184 169V170H182L183 169V166ZM193 165V166H192ZM110 166V165H109ZM109 166H107V167H109ZM171 166V165H170ZM191 166V167H190ZM199 167V169H201V170H199L198 169V167ZM246 166V167H245ZM188 167H190V168H188ZM252 167H253V169H252ZM111 168V167H110ZM196 168V170H194ZM245 168V169H244ZM109 169V168H108ZM198 169V170H197ZM261 169V170H260ZM110 170V169H109ZM204 170V171H203ZM234 170V171H233ZM247 170V171H246ZM263 170V171H262ZM185 171V172H184ZM246 171V172H245ZM180 172V173H179ZM188 173V175H187V173ZM201 172H202V175H201ZM204 172H205V175L207 174V176H205L204 177ZM239 172V173H238ZM258 173V174H257ZM250 174V175H249ZM262 174H263V176H262ZM168 175V174H167ZM201 175V176H200ZM254 175V176H253ZM259 175V176H258ZM169 176V175H168ZM181 176V177H180ZM202 176L204 177L203 178V181H207V182H203L202 181V179H200V178H202ZM252 176L254 177V179H252ZM256 176L258 177L257 179H255L256 178ZM173 177H179V180L177 179V178H173ZM206 177H207V180H206ZM246 177V178H245ZM250 177V178H249ZM169 179L168 180H170V178L171 177H168ZM248 178H249V180H248ZM264 178V177H263ZM166 179H167V177H166ZM166 179H165V181H166ZM172 179H171V181H172ZM167 180V181H168ZM237 180V181H236ZM240 180V181H239ZM252 180H255L254 182H252ZM200 181H202V183L200 182ZM213 181H214V183H216V184H214L213 183ZM168 182H170V181H168ZM173 182V181H172ZM174 182V183H175ZM166 183L167 182H165V185H166ZM248 183V184H247ZM210 184V185H209ZM175 184H174V186H176ZM214 185V186H213ZM168 186V185H167ZM206 186L208 187V188H206ZM209 186H210V189H216L217 191H216V193H214L213 191H211L210 189H209ZM213 188H212V187ZM216 186H218V189H217V187ZM250 186V187H249ZM181 187V188H180ZM186 187V188H185ZM248 187V188H247ZM252 189L254 190V195L252 194L253 193V191H252ZM183 190V191H182ZM209 190V191H208ZM240 190H241V192H240ZM247 190H248V193H247ZM210 191H211V193H210ZM128 193H131V192H128ZM177 193V195H179ZM214 193V194H213ZM256 193H258V194H256ZM245 194V195H244ZM263 197H262V196ZM198 196V197H197ZM199 196H200V198H199ZM180 197V196H179ZM181 197V198H182ZM202 197V198H201ZM206 197V198H205ZM253 197V198H252ZM258 199H257V198ZM133 198V197H132ZM178 198V197H177ZM185 198V199H184ZM196 198V200H200L201 201V203H199L198 201V203L195 205L194 203H196V201L194 200V199ZM249 198H251V199H249ZM180 199V198H179ZM187 199V200H186ZM205 199V200H204ZM208 199V200H207ZM259 199H261V200H259ZM140 200H142V199H140ZM140 200H137V202L139 203H137L138 204V206H136V208H139V209H137V210H139L138 212L140 213V214H137L138 212L137 211H135V212H137L136 214L137 215H141V218L139 219V220H144L146 217H144L143 218V216H145L143 213H145L146 211H147V205H145L146 204V202H144L145 200L143 199L142 200V202L140 201ZM204 202H203V201ZM213 200H214V202H215V200H216V203H214L213 202ZM219 202H218V201ZM246 200H247V202H246ZM252 200V201H251ZM195 201V202H194ZM220 201H222V206H221V203H220ZM257 201H259L258 203H257ZM260 201H261V203H260ZM136 202V201H135ZM190 202H191V200H190ZM206 202V204H203V203H205ZM210 202L212 203V205L210 204ZM218 202V203H217ZM231 202V203H230ZM251 202V203H250ZM252 202H254L255 204L257 203V205L258 204H261L260 206H259V208H261L260 210H262L261 212L262 213H260L259 214V212H256V211H254L253 209H251L250 210V208H252L251 207V205H250V208H248L249 206V204H252ZM189 203V202H188ZM224 203H227V205H225ZM237 203L239 204V206L237 205ZM242 205H241V204ZM18 204V203H17ZM19 206H21V203L19 202ZM217 204V205H216ZM219 204V205H218ZM245 204H246V208L244 207L243 208V205L245 206ZM191 205L194 207V205L196 206V207H191ZM201 205V206H200ZM224 205V206H223ZM233 205H236V207H234ZM253 205V204H252ZM18 206V207H19ZM208 206V205H207ZM214 206V207H213ZM226 206H231V207H226ZM263 206V207H262ZM202 207V208H201ZM227 209H226V208ZM232 207H234L233 209H232ZM211 208H209L210 209V212H211ZM229 208V209H228ZM248 208V209H247ZM27 210H28V207L26 208ZM163 211H164V213H169V209H165V208H161ZM215 209V208H214ZM218 209V208H217ZM232 209V210H231ZM29 210H30V208H29ZM141 210V211H140ZM199 210V211H200ZM241 209H239V211H241V212H244V211H242ZM248 210H250V212H248ZM253 210V212H256V213H253V212H251ZM192 211V210H191ZM192 211V212H193ZM205 211V210H204ZM203 211V213H204V215H206L207 214V211H208V209L206 210V212H204ZM236 211H238V209L236 210ZM31 212V211H30ZM195 212V211H194ZM193 212V213H194ZM201 212V211H200ZM199 212V213H200ZM28 213H29V211H28ZM166 213V214H167ZM195 213H198L197 211L195 212ZM215 213L217 214L218 212L216 211L215 212V210H214V212L212 213H209L210 215L212 214H214L213 216H211V218L213 217H215ZM218 213V214H219ZM31 214V213H30ZM29 214V215H30ZM33 214V213H32ZM52 214V213H51ZM230 214V213H229ZM233 214V213H232ZM201 215H202V213H201ZM208 215V214H207ZM220 215V214H219ZM243 215H244V213H243ZM31 216V215H30ZM52 217L53 218V216L52 215H48V216H46L47 218L48 217ZM217 216V215H216ZM220 216V217H221ZM234 216V215H233ZM136 217H138L139 218V216H136ZM219 217V216H218ZM218 217H215V218H217V219H221V220H223L222 218H218ZM38 218H40L38 215H35V217H33V221L35 222V223H37L38 224V222L37 221H40V219H38ZM137 218V219H138ZM205 218H206V216H205ZM258 218V220H256ZM36 219H38L37 221H36ZM227 221H226V220ZM49 220V221H48ZM51 220V221H50ZM136 220V219H135ZM236 221H237V219H235ZM47 221L48 222H51V223H46L47 225L45 226H43V230H44V227L46 228V230L48 229H50V227L51 228H53V225L54 226H56V224H53L54 222V219L52 220L51 218H48L47 219ZM67 221V220H66ZM217 221V220H216ZM220 221V220H219ZM236 221H233V223L234 224H236L235 222ZM33 222V223H34ZM41 222V221H40ZM39 222V223H40ZM224 222H223V224H224ZM68 223V222H67ZM66 222H64V226H63V228L61 229V227H60V232L61 233H64V232H62V230L63 231H66V230H68L67 231V233L66 234H69L70 232V237H69V235H68V237H69V240H70V238H72V236L74 235V237L75 236H77L76 235V233L77 232H75L76 230H75V228L73 229V228H71V226H70V229H68L69 228V225L67 224ZM230 223V222H229ZM252 223V224H251ZM256 223V224H255ZM68 226H67V225ZM39 225V224H38ZM49 225V226H48ZM51 225V226H50ZM255 225V226H254ZM258 225V226H257ZM221 226H224V225H221ZM245 226L246 227H249V228H247L246 230H244L245 229ZM57 227V226H56ZM67 229H66V228ZM125 227V226H124ZM260 227V228H259ZM24 228V227H23ZM26 228V229H25ZM23 230H22V232L25 234V232L27 233L28 231H29V228H28V226L27 227H25ZM221 228V227H220ZM254 228H257V229H254ZM258 228H259V230H258ZM264 228V227H263ZM262 228V229H263ZM57 229V228H56ZM222 230L223 229H225V227L223 228H221ZM232 229H235V230H233V231H235L236 233H233L232 232ZM59 230H57L58 232H59ZM70 230V231H69ZM73 230V231H72ZM75 230V231H74ZM51 231V230H50ZM245 231V232H244ZM248 233H247V232ZM258 231V232H257ZM47 232H49V231H47ZM179 231H175V234H177ZM181 232V231H180ZM179 232V233H180ZM252 232V233H251ZM260 232H262V234H263V232L264 231H262V230H260ZM179 233H178V236H179ZM191 233V232H190ZM180 234H182V232L180 233ZM183 234H185V232L183 233ZM236 234V235H235ZM242 234V235H241ZM259 234V233H258ZM262 236L263 235H261V236H258L260 239H264V238H262ZM66 237H67V235H66ZM73 237V238H74ZM78 237V236H77ZM76 237V239L78 240V238ZM154 237V236H153ZM155 238V237H154ZM66 239V238H65ZM75 239V238H74ZM66 240H68V238L66 239ZM72 240V239H71ZM262 240L260 241V242H262ZM260 242H257V243H259V244H256V247H258L257 245H260ZM218 245L220 246V247H222L223 246V242H220V243H218ZM218 246V247H219ZM263 247H261V250H259V253H260V251H262V250H264V244L262 245ZM255 248V247H254ZM260 248V247H259ZM263 253H264V251H262ZM260 253V254H263V253ZM264 255V254H263ZM177 260V259H176ZM178 262H179V258H178V260H177ZM176 261V262H177ZM215 261V260H214ZM174 262V261H173ZM216 262V261H215ZM219 264L221 263L222 264V261H220V262H218ZM176 264H178V263H176ZM206 264H209V261H207L206 262ZM216 264H217V262H216Z\"/></svg>",
    "mask_w": 264,
    "mask_h": 264
}]
</instances>
